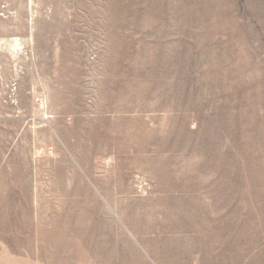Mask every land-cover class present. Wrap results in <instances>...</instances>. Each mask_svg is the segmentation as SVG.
Returning <instances> with one entry per match:
<instances>
[{
	"label": "rangeland",
	"instance_id": "1",
	"mask_svg": "<svg viewBox=\"0 0 264 264\" xmlns=\"http://www.w3.org/2000/svg\"><path fill=\"white\" fill-rule=\"evenodd\" d=\"M0 264H264V0H0Z\"/></svg>",
	"mask_w": 264,
	"mask_h": 264
}]
</instances>
